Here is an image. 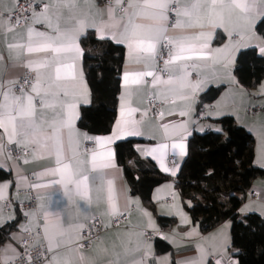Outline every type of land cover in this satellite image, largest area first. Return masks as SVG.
I'll use <instances>...</instances> for the list:
<instances>
[{"label":"crops","instance_id":"1","mask_svg":"<svg viewBox=\"0 0 264 264\" xmlns=\"http://www.w3.org/2000/svg\"><path fill=\"white\" fill-rule=\"evenodd\" d=\"M15 1L0 0V11H11L15 6ZM45 1L46 3L50 2V0ZM122 6H127V0H122L120 5L117 4L116 0H108L107 3L103 0H78V7L85 9L89 13L90 19H94L98 24L109 20V7L115 9V19L121 20L123 13L120 11V7ZM257 7L260 8L261 5L258 3ZM239 15V10H234L233 20L237 19ZM175 19L174 16L173 20ZM258 20L259 17L256 18V22ZM31 23L32 21L29 19L24 25L15 26L0 14V57H2L0 59V81L7 82L19 78L23 71L27 69L24 66L27 59H38L44 55L43 53H36L32 54L31 57H27L22 54L21 49H9L8 47L10 44L25 43L27 41L26 29ZM10 26L14 30L7 31ZM254 26H249L244 31L243 40L239 37L233 38V47L222 53H216L215 50L222 49L226 44H229V37L223 28L216 30L211 39L200 37L198 40H194L197 44L207 41L208 49L206 51L211 50L215 56H218L220 59L219 64L213 65L211 60L205 61L194 57L190 61H177L175 65L170 66L173 69V75H180L181 72L178 70L177 65H198V67L187 69L188 73L192 72L196 75V78L193 79L190 74L187 80L193 84L198 80L204 82L203 87L195 91V95H193V90L190 88L181 90L177 87L175 90L169 91L163 86L153 87L151 76L144 77L145 84L143 85H125V72L155 71L156 74H160L156 70V60H144L137 63L136 57L129 55L127 46L121 44L124 52L119 75L116 115L110 130L106 133L94 135L93 138L112 136L117 121L121 119L122 108L125 119L136 121L135 126L140 129L142 134L124 136L103 147L98 146L93 140L88 152L82 150L83 139L88 133L77 124V120L81 105L90 101V91L84 78L82 56L78 57L77 65L79 72L82 73V84L78 88L80 103L77 106L78 115L74 121V128L79 136L74 137L72 150L78 151L77 161L83 162L80 166L84 169L90 168L88 161L91 153L102 151L112 152L115 167L92 174L95 178L89 181L91 202L84 205L74 191H69L66 195L62 185L51 183L53 180L59 179L58 175H52L48 171L56 167L54 157L35 151L34 146H28L26 148L27 152L17 158L10 157L5 151V146L8 144L7 139H5L3 141L4 149L0 152V168L8 171V176L0 180V186H3L4 198L10 200V207L8 209L4 208L2 200H0V227L6 226L12 220H15V224L12 229L6 231L7 233L4 234L3 240L0 242V264L16 256L23 233L35 229L38 224L42 229V240L48 249V241L44 233L46 218L51 234L53 231L52 226L56 223L55 216L57 214L62 217L66 227L78 224L85 225L91 215L97 214L101 218L103 231L92 245L86 249L76 247V243L80 239L81 229L76 228L69 231L60 238L62 246L54 252H49V258L43 264H110V262L116 264L117 260H119V264H128V261L133 257L125 256V249H135L136 247L140 248V251L136 253V258L143 256L146 251L149 253L147 264H178V262L183 264V262L191 259H196L200 264H206L214 256L236 257L238 250L232 247L230 243V220L226 219L206 232L198 230L182 207L171 180L159 183L153 187L151 192L155 213L175 216L176 218L175 222L164 231L163 240L170 244L171 250L156 253L154 250L155 240H147L143 235V230L157 231L161 228L151 210L142 204L137 195L130 193L122 170L115 160L114 143L127 138H137L138 140L135 143L137 154L142 158L151 159L161 172L174 176L185 155L181 156L179 154L181 149L179 147L173 148V144H184L185 151H187V140L193 132L217 128L214 118L231 115L238 124L245 127L252 134L254 164L264 167V110L253 114L248 113L246 110L248 106L254 105L264 108V78L255 88L247 90L236 82L233 74L237 51L246 47L256 48L261 39H264L255 31ZM35 27L41 31L48 30L42 24H36ZM88 30H93L98 37L99 34L95 28L89 27L86 31ZM201 31L206 30L192 29L189 30V34L195 36ZM169 35L178 38L180 33L179 31H170ZM218 35L223 36L220 41H216ZM107 38L115 42L110 37ZM79 45L83 51L80 40ZM145 64H147V67H145ZM213 68H215V71H213ZM198 72L200 73L199 76L197 75ZM163 78L166 79L167 76ZM219 84H223V88L213 100L203 103L206 110L200 119L197 118L196 109L199 93L211 85ZM149 90L161 103L163 114L160 117H153L147 108L146 93ZM130 109L133 111L129 115ZM180 112H184L185 115H180ZM37 118L38 120H51L52 112L49 110L43 114L38 113ZM181 124L185 127H173ZM163 125H169L167 132L162 127ZM158 144L167 145L164 150L166 153L164 164L169 169L168 171L161 168L157 159L143 151L156 147ZM11 146L18 147L16 144ZM68 155L71 156L72 151H69ZM169 156L173 157L172 166L168 165ZM77 161H73V163L76 164ZM173 172H175L174 175ZM109 181L112 182L111 186L114 190L118 213L124 212L127 216L126 220L117 227H111L112 214L109 211L107 200ZM35 185H48V187H36ZM28 189H32L34 192L36 207L34 209L19 210L18 204L27 198L25 191ZM250 190H254L257 197L251 199L247 193L245 201L238 208V212L244 214L255 211L264 217V176L255 177L251 182ZM168 196L171 197V201L165 199ZM81 205L86 207V212L82 210ZM53 256L56 257L55 261H53Z\"/></svg>","mask_w":264,"mask_h":264},{"label":"snow or ice","instance_id":"2","mask_svg":"<svg viewBox=\"0 0 264 264\" xmlns=\"http://www.w3.org/2000/svg\"><path fill=\"white\" fill-rule=\"evenodd\" d=\"M116 2L118 5L122 4V0ZM258 3L261 5L260 8L257 7ZM34 4H40L41 9L39 12L33 9L30 17H24L26 22L29 19L32 21L26 29L27 41L10 44L8 47L21 49L22 54L27 57L36 53L44 55L38 59L29 58L25 61L24 66L28 72L23 79L0 81V152L4 149L3 141L7 139L9 145L16 144L25 149L34 146L35 151L54 157L56 167L48 171L52 175H58L59 179L51 183L62 185L66 195L69 191H74L84 205L91 202L89 181L95 178L92 174L115 167L112 152L102 151L91 153L88 161L90 168L84 169L80 166L83 162L77 161L78 151L72 150L74 137L79 136L74 128V121L78 115L77 106L80 103L78 88L82 84V73L79 72L77 65L78 57L83 54L79 40L81 36L86 35V29L95 28L99 34L98 39L110 37L118 44H125L129 55L135 56L137 63L144 60L155 61L157 54L167 49L169 59L164 61L163 69V73L167 75L166 79L155 71L125 72V85H143L144 77L151 76L153 87L163 86L169 91L177 87L181 90L190 88L195 95V91L202 88L204 82L198 80L193 84L187 80L190 75L187 69L198 65H177L180 75H173L170 66L175 65L177 61H190L194 57L205 61L211 60L213 65L219 64V57L211 50L206 51L207 41L197 44L194 40L200 37L211 39L216 30L223 28L229 37V44L215 50L216 53H222L233 47V38L244 39V31L249 26H254L257 17L264 19V0H127V6L120 7L123 13L121 20L115 19V9L109 7V20L100 24L90 19L85 9L78 7V0H50L47 3L44 0H31L29 7ZM237 9L240 15L233 20V12ZM170 13L174 14L175 20L170 18ZM19 23L18 17L16 24ZM36 24H42L48 30H38ZM192 29L206 31L193 36L189 34V30ZM12 30L14 28L11 26L7 29V31ZM170 31H179L180 36L173 38L169 35ZM258 47L261 55H264V39H261ZM197 75L199 76L200 73L198 72ZM49 110L52 112L51 120H38V113L43 114ZM131 111L133 110H129V115ZM180 115L183 116L185 113L180 112ZM136 123L125 119L122 108L121 119L117 121L112 136L103 138L85 136V139H94L98 146L103 147L124 136L141 135L140 129L135 126ZM162 127L167 132L169 125ZM173 127L185 126L181 124ZM177 147L181 149L179 153L181 156L186 155L184 144H173V148ZM166 148V144H158L143 151L152 155L160 162L161 168L168 171L164 164ZM69 151H72L71 156L68 155ZM73 161L77 163L74 164ZM172 174L174 175L175 172ZM108 183L109 211L116 215L118 208L115 204L114 190L111 186L112 182ZM35 186L48 187V185ZM3 198L4 189L0 186V200ZM81 208L87 211L83 205ZM55 220L51 234L47 218L44 227L49 252H54L62 246L60 238L69 231L84 227L83 224L66 227L59 214L55 216ZM139 251V247L125 249V256L133 257L128 264H147L149 253L146 251L143 256L136 258V253ZM55 259L56 257L53 256V261ZM4 264H8V261L5 260ZM116 264H119V260ZM183 264H200V262L191 259Z\"/></svg>","mask_w":264,"mask_h":264},{"label":"trees","instance_id":"3","mask_svg":"<svg viewBox=\"0 0 264 264\" xmlns=\"http://www.w3.org/2000/svg\"><path fill=\"white\" fill-rule=\"evenodd\" d=\"M254 29L264 38V19L259 18ZM222 37L216 36V41ZM80 43L90 101L81 105L77 124L94 136L108 132L115 118L124 50L121 44L108 38L98 39L93 30L86 31ZM233 74L240 86L247 90L255 88L264 78V57L257 55L254 47L239 49ZM223 86L211 85L199 93L197 107L213 100ZM213 120L217 128L193 132L188 138L186 155L174 176L161 172L151 159L137 154V138L114 143L116 163L130 193L137 195L151 210L162 230L172 225L176 218L155 213L151 192L154 186L171 180L182 207L198 230L206 232L230 220V243L238 250V264H264V217L255 211L238 212L252 180L264 176V167L254 164L253 137L245 127L231 115ZM7 176L8 171L0 168V180ZM14 224L12 220L0 227V242ZM154 240L156 253L171 250L167 241ZM206 264L214 263L208 260Z\"/></svg>","mask_w":264,"mask_h":264},{"label":"built area","instance_id":"4","mask_svg":"<svg viewBox=\"0 0 264 264\" xmlns=\"http://www.w3.org/2000/svg\"><path fill=\"white\" fill-rule=\"evenodd\" d=\"M44 2L46 1L44 0ZM103 2L107 3L108 0H103ZM30 3L31 0H16L15 6L11 11L9 12L0 11V14L3 15L8 20L10 18V22L15 26L24 25L26 23L24 17L26 16L29 17L33 9L35 11H40L41 9L40 4H34L30 8L29 7ZM18 17L20 18L19 25L16 24V19ZM170 18L173 20L174 14L170 13ZM255 52L257 55L264 57V55H261L260 47H256ZM167 59H169V54L167 49H164L157 54L156 70L160 75H162V77L167 76L166 74L163 73V69L165 67L164 61ZM27 72L28 69H25L19 78L23 79ZM190 74L193 79L196 78V75L194 73L191 72ZM146 105L150 114L153 117L157 118L162 116L163 112L161 110V103L154 97V94L151 90L147 91L146 93ZM205 110L206 108L203 104L198 106L196 109V117L200 119L204 114ZM246 110L248 113L253 114L258 111L264 110V108L259 105H254V106H248ZM87 137H93V136L88 134ZM93 140H88L85 139L84 137L82 144V150L84 152H88L90 150V147L93 144ZM5 151L10 157L13 158H17L20 155L27 152L25 148L13 147L8 144L5 146ZM168 165L169 166L173 165L172 156L168 157ZM25 193L27 195V198L18 204L19 210L34 209L36 207V201L33 190L28 189L25 191ZM248 194L251 199L257 197V194L254 190H250ZM165 199L167 201H171V197L169 196L166 197ZM2 204L4 208L8 209L10 207V200L8 198H4L2 200ZM126 217H127L126 213L124 212H119L116 215L112 214L111 227L120 226L126 220ZM102 231H103V225L100 216L97 214L91 215L87 219L84 227L81 229L80 239L77 241L76 247L78 249H86L90 247L92 243L99 237ZM164 231L165 230L162 229H159L157 231L144 229L143 235L147 240L163 239ZM42 236L43 234L40 224H38L35 229L25 231L19 243L18 252L16 256L13 259L8 260V264H43L44 262H46L49 258V251L47 249L45 242L42 240ZM81 245L82 247H80ZM211 261L214 264H217V261H219V264H238V260L235 256H229V257L214 256L211 257ZM2 264H4V262Z\"/></svg>","mask_w":264,"mask_h":264},{"label":"rangeland","instance_id":"5","mask_svg":"<svg viewBox=\"0 0 264 264\" xmlns=\"http://www.w3.org/2000/svg\"><path fill=\"white\" fill-rule=\"evenodd\" d=\"M179 199V198H178Z\"/></svg>","mask_w":264,"mask_h":264}]
</instances>
